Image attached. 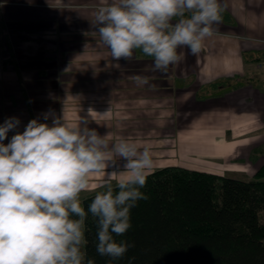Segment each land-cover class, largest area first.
I'll use <instances>...</instances> for the list:
<instances>
[{"label": "crops", "instance_id": "1", "mask_svg": "<svg viewBox=\"0 0 264 264\" xmlns=\"http://www.w3.org/2000/svg\"><path fill=\"white\" fill-rule=\"evenodd\" d=\"M98 2L0 4V122L16 115L22 131L51 107L70 123L83 117L109 145L127 138L150 146L149 173L169 166L256 173L252 159L264 134V86L243 62V38L264 39V0H220L222 18L201 51L191 54L181 46L183 58L167 72L154 69L139 49L113 67L108 47L88 35ZM255 48L250 53H258ZM108 170L89 174L80 199L107 185Z\"/></svg>", "mask_w": 264, "mask_h": 264}, {"label": "clouds", "instance_id": "2", "mask_svg": "<svg viewBox=\"0 0 264 264\" xmlns=\"http://www.w3.org/2000/svg\"><path fill=\"white\" fill-rule=\"evenodd\" d=\"M222 11L220 0H99L88 35L108 47L113 67L139 49L154 69L167 72L183 58L181 46L201 51ZM83 121L70 123L49 107L22 131L16 115L0 122V264H95L85 248L89 213L95 248L109 257L106 264L134 246L115 237L131 227L138 200L147 199L141 188L153 164L150 146L127 138L109 145L105 134ZM105 168L108 187L95 192L86 210L80 193L89 174Z\"/></svg>", "mask_w": 264, "mask_h": 264}, {"label": "trees", "instance_id": "3", "mask_svg": "<svg viewBox=\"0 0 264 264\" xmlns=\"http://www.w3.org/2000/svg\"><path fill=\"white\" fill-rule=\"evenodd\" d=\"M251 177L178 166L148 174L130 210L131 227L117 240L134 242L113 264H264V164ZM115 190V185H112ZM107 188L103 187V191ZM96 191L82 201L87 210ZM87 257L95 248V218L86 217Z\"/></svg>", "mask_w": 264, "mask_h": 264}, {"label": "rangeland", "instance_id": "4", "mask_svg": "<svg viewBox=\"0 0 264 264\" xmlns=\"http://www.w3.org/2000/svg\"><path fill=\"white\" fill-rule=\"evenodd\" d=\"M234 32H235V30H234ZM240 34L243 37L244 34L241 33V32H240ZM245 39H247V38H243V41L246 42L245 45L243 46L244 48H246L245 50H243V53H244L243 62H245V63L249 64L250 66H252V67H250V68L253 69L251 71V74H252L251 78H252V80H257L258 79V81L262 84V86H260L262 88L264 86V39H259L258 38V39H256L257 42H254V43L253 42H249V41H247ZM254 46L256 47L255 49H257L255 52H258V53H255V54L250 53V52H252L251 48L254 47ZM254 83L256 84L255 81H254ZM263 130H264V128H263ZM260 138L261 139H258V141H255L259 145L258 146L259 148L257 150L258 153H256V150H253L255 155H254V157L252 156L253 157L252 161L256 162V163H253V164L255 166L259 167L257 169V171L260 169L261 166H263L262 164H264V148L262 146V143L264 141V134L261 135ZM255 142H251V143H255ZM247 144H250L248 140H246L244 142V145H247ZM246 154L247 155H245V157H246L245 159H248V153H246ZM253 164H252V166H254ZM242 169H243V167H242ZM226 174H233L235 176L239 175V176H243V177L249 178L250 176L252 177L255 173L248 176L244 172H238V171L235 172V171H231V170H226V171L222 172V175H226ZM115 184H116V182H114V183L112 182V185H115ZM106 186L108 187V185H106ZM106 186H102L101 188L106 187ZM101 188L100 189L98 188L96 190L93 189L91 192L101 190ZM88 194L89 193H86L84 195V197L87 196ZM83 198H81V200Z\"/></svg>", "mask_w": 264, "mask_h": 264}, {"label": "bare ground", "instance_id": "5", "mask_svg": "<svg viewBox=\"0 0 264 264\" xmlns=\"http://www.w3.org/2000/svg\"><path fill=\"white\" fill-rule=\"evenodd\" d=\"M217 148V146H215ZM219 148V147H218ZM217 151V150H216Z\"/></svg>", "mask_w": 264, "mask_h": 264}]
</instances>
